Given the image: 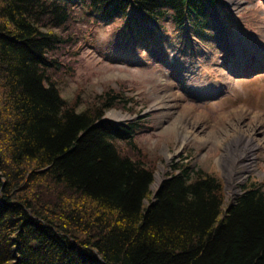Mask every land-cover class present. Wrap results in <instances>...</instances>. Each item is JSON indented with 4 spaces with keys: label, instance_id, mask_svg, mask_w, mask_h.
I'll use <instances>...</instances> for the list:
<instances>
[{
    "label": "trees",
    "instance_id": "16d2710c",
    "mask_svg": "<svg viewBox=\"0 0 264 264\" xmlns=\"http://www.w3.org/2000/svg\"><path fill=\"white\" fill-rule=\"evenodd\" d=\"M217 3L0 0V264H264V183L226 202L218 176L172 164L153 193L137 125L105 118L132 114L122 87L61 95L75 14L181 31Z\"/></svg>",
    "mask_w": 264,
    "mask_h": 264
},
{
    "label": "rangeland",
    "instance_id": "374dc122",
    "mask_svg": "<svg viewBox=\"0 0 264 264\" xmlns=\"http://www.w3.org/2000/svg\"><path fill=\"white\" fill-rule=\"evenodd\" d=\"M218 1L216 11L186 24L185 31L170 19L165 31L79 13L68 22V34L78 41L67 47L74 72L61 82V95L68 101L78 95L86 105L103 89L122 87L124 100H132L127 105L132 114L113 108L105 118L137 125L134 139L155 160L153 193L173 172L171 165L181 163L218 176L227 202L249 179L264 183V149L242 131L216 146L197 140L182 144L166 130L171 116H163L165 109L176 112L184 102L212 116L244 107L264 119V0ZM185 67L188 74L181 71ZM168 85L176 98L156 104L153 93L164 94Z\"/></svg>",
    "mask_w": 264,
    "mask_h": 264
},
{
    "label": "bare ground",
    "instance_id": "6f19581e",
    "mask_svg": "<svg viewBox=\"0 0 264 264\" xmlns=\"http://www.w3.org/2000/svg\"><path fill=\"white\" fill-rule=\"evenodd\" d=\"M245 57H248L247 54H245ZM181 71H185L188 74L190 68L185 67ZM169 88V85L165 86L163 88L164 94L162 95L159 92L153 93L156 104H163V100L168 97L171 99L176 98ZM186 90L189 94L193 93L188 86ZM168 108L163 113V116H171V121L167 125L166 130L169 133L180 136L182 144L197 140L202 143H213L219 146L224 138L227 139L231 136V133L235 137V134H238V130L248 136L251 141L258 142L259 149L260 147L264 149V119L258 112L244 107H237L230 112H221L212 116L185 102L182 106H179V110L176 112L172 113Z\"/></svg>",
    "mask_w": 264,
    "mask_h": 264
}]
</instances>
